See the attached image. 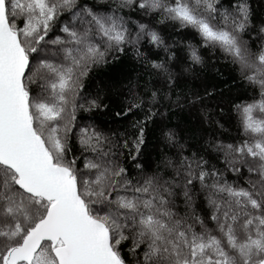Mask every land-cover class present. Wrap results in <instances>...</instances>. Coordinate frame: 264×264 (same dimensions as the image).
<instances>
[{
  "label": "snow or ice",
  "instance_id": "1",
  "mask_svg": "<svg viewBox=\"0 0 264 264\" xmlns=\"http://www.w3.org/2000/svg\"><path fill=\"white\" fill-rule=\"evenodd\" d=\"M0 264H264V0H0Z\"/></svg>",
  "mask_w": 264,
  "mask_h": 264
}]
</instances>
